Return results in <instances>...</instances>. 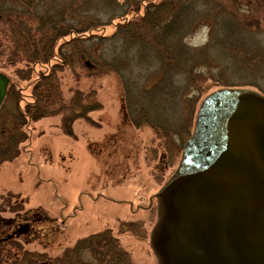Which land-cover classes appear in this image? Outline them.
<instances>
[{
    "label": "rangeland",
    "instance_id": "obj_1",
    "mask_svg": "<svg viewBox=\"0 0 264 264\" xmlns=\"http://www.w3.org/2000/svg\"><path fill=\"white\" fill-rule=\"evenodd\" d=\"M0 72V263L158 264L157 195L201 105L264 97V0H0Z\"/></svg>",
    "mask_w": 264,
    "mask_h": 264
},
{
    "label": "water",
    "instance_id": "obj_2",
    "mask_svg": "<svg viewBox=\"0 0 264 264\" xmlns=\"http://www.w3.org/2000/svg\"><path fill=\"white\" fill-rule=\"evenodd\" d=\"M8 83L0 72V106ZM157 198L158 264H264V97L210 94Z\"/></svg>",
    "mask_w": 264,
    "mask_h": 264
},
{
    "label": "trees",
    "instance_id": "obj_3",
    "mask_svg": "<svg viewBox=\"0 0 264 264\" xmlns=\"http://www.w3.org/2000/svg\"><path fill=\"white\" fill-rule=\"evenodd\" d=\"M18 28L19 29H17V30H15V31H17L18 32V34L20 35V37L21 38H25V40L27 39V37H31L32 38V36H33V34H30L32 31H35V27H31V26H29L28 25V23L27 22H23V23H21V24H19L18 25ZM46 32H47V30H44L42 33H41V35L43 36V38H45L46 39V36H47V34H46ZM50 33H51V31H50ZM28 42H25V43H23L22 45L25 47L26 45V47L24 48V49H22V52L21 51H19V50H17V51H15L14 53H22L23 55L22 56H24V55H27V54H25V50L27 51L28 49H29V47H28V44H30V43H28ZM17 47L19 46V44L18 45H16ZM39 50V49H38ZM20 53V54H21ZM31 54H33V56H26L27 57V59L28 60H31V61H33V62H35L36 60H37V58H39V57H37V58H35V55H36V53H31ZM43 55V53L41 54V56ZM45 56V57H44ZM48 55H47V53H44V55H43V57H41V58H39V59H42V58H46ZM85 59V58H84ZM26 60V59H25ZM27 61V60H26ZM41 61V60H40ZM52 102H48V101H45L44 103H43V105H41V107L38 105L39 104V102H38V100L37 101H35L34 102V104H33V108H34V110H33V112L34 113H42V112H44L43 110H46V111H49V107H51V104ZM41 109H43V110H41ZM41 110V111H40ZM117 248H118V251H117V254H115V255H117L118 257H122V256H128V258L130 257L129 256V254L125 251V249H123V248H121V247H119L118 245H117ZM129 264H132V262L130 261V263Z\"/></svg>",
    "mask_w": 264,
    "mask_h": 264
},
{
    "label": "flooded vegetation",
    "instance_id": "obj_4",
    "mask_svg": "<svg viewBox=\"0 0 264 264\" xmlns=\"http://www.w3.org/2000/svg\"><path fill=\"white\" fill-rule=\"evenodd\" d=\"M19 231L20 232H22V230H20L19 229ZM9 235H11V233L10 234H7V235H5V236H0V245L3 243V244H7L8 242H9V240L11 239V237H9ZM33 262L32 263H39V264H47V263H45V262H41L40 263V259L38 258L37 260H35V258H33ZM1 264V263H0Z\"/></svg>",
    "mask_w": 264,
    "mask_h": 264
}]
</instances>
